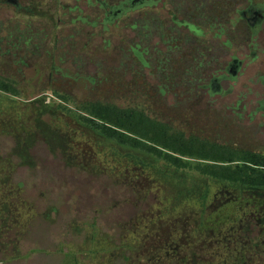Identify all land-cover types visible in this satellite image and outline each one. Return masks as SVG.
Instances as JSON below:
<instances>
[{
	"label": "rangeland",
	"instance_id": "1",
	"mask_svg": "<svg viewBox=\"0 0 264 264\" xmlns=\"http://www.w3.org/2000/svg\"><path fill=\"white\" fill-rule=\"evenodd\" d=\"M41 2L15 18L0 7V78L14 89H0L4 211L51 217L44 247L58 264H264L263 189L177 169L79 117L90 102L131 107L264 154V25L254 32L236 9L250 2L217 0V25L201 24L198 42L172 18L201 0H166L108 25L94 0ZM13 34L32 36L31 49L12 50ZM233 57L243 61L236 73L226 69ZM216 69L225 77L213 88Z\"/></svg>",
	"mask_w": 264,
	"mask_h": 264
},
{
	"label": "trees",
	"instance_id": "2",
	"mask_svg": "<svg viewBox=\"0 0 264 264\" xmlns=\"http://www.w3.org/2000/svg\"><path fill=\"white\" fill-rule=\"evenodd\" d=\"M0 89L14 92L1 78ZM83 109L84 114L79 117L108 139L151 153L177 169L191 170L240 188L264 190L263 153L236 149L196 135L187 136L136 108L90 102ZM172 249L176 252L175 247ZM184 264L198 263L189 260Z\"/></svg>",
	"mask_w": 264,
	"mask_h": 264
},
{
	"label": "flooded vegetation",
	"instance_id": "3",
	"mask_svg": "<svg viewBox=\"0 0 264 264\" xmlns=\"http://www.w3.org/2000/svg\"><path fill=\"white\" fill-rule=\"evenodd\" d=\"M42 0H0V7H3L4 10L8 13L9 18H15L18 14H33L36 9V5L42 3ZM78 1V0H77ZM92 2V0H87L88 3ZM100 8L103 10L102 15V22L104 25L113 24L115 21L119 20L124 14H127L130 11H134L136 9H141L145 6H158L159 4L165 6L166 0H94ZM186 1V0H184ZM200 0H198L199 2ZM201 3L198 4L197 2L192 5L191 10L185 18H172L173 22H176L178 25H182L186 27L190 32H192L193 37L191 38V42H198L199 38L203 35L204 29L201 24L209 23L211 26L217 25V0H210V9L206 8L205 4L206 1H204V5ZM239 0H233V5H238ZM250 3L245 8H240L236 6V9L238 10L240 17L246 18L247 26L254 29V32H257L259 28H261L264 25V0L258 3L252 2L253 0H248ZM70 10L74 8V6H69ZM78 8V6H77ZM80 8V7H79ZM188 8L183 5L180 8H177V11L179 14L186 13V10ZM208 11V13H207ZM1 12V11H0ZM211 13V14H210ZM177 14V12H176ZM209 14V15H208ZM178 15V14H177ZM168 17L169 14H168ZM157 21V24L163 23L164 20H161L159 22L156 17H154ZM12 20V19H10ZM168 23V22H166ZM218 37L217 33H214V38ZM32 36L27 35H9L7 39H10L8 44L10 45V48L12 50L20 51L24 50V48H27L30 50V46L28 47L29 42L32 40L30 39ZM217 41V40H216ZM24 43V45L22 44ZM218 44V41L214 44L216 47ZM14 48V49H13ZM33 51V50H31ZM138 53V52H137ZM214 57V56H213ZM243 61H241L238 57H233V59L229 62L228 66L226 67L227 71H230L232 73H236L235 67L238 65H241ZM215 71V70H214ZM221 73L222 71L219 70ZM224 71V70H223ZM210 86L214 88L216 84H218L220 79H224V75L219 74L218 70L216 69Z\"/></svg>",
	"mask_w": 264,
	"mask_h": 264
},
{
	"label": "crops",
	"instance_id": "4",
	"mask_svg": "<svg viewBox=\"0 0 264 264\" xmlns=\"http://www.w3.org/2000/svg\"><path fill=\"white\" fill-rule=\"evenodd\" d=\"M4 198L0 195V260L4 264H58L55 252L44 247L50 238L44 235L46 223L51 217H43V211L21 209L6 213ZM50 216V215H49ZM49 219V222L43 221ZM45 222V223H44Z\"/></svg>",
	"mask_w": 264,
	"mask_h": 264
},
{
	"label": "built area",
	"instance_id": "5",
	"mask_svg": "<svg viewBox=\"0 0 264 264\" xmlns=\"http://www.w3.org/2000/svg\"><path fill=\"white\" fill-rule=\"evenodd\" d=\"M0 264H4L3 261L0 260Z\"/></svg>",
	"mask_w": 264,
	"mask_h": 264
}]
</instances>
